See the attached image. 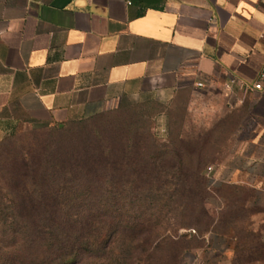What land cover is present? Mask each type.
<instances>
[{"label":"crops","instance_id":"obj_1","mask_svg":"<svg viewBox=\"0 0 264 264\" xmlns=\"http://www.w3.org/2000/svg\"><path fill=\"white\" fill-rule=\"evenodd\" d=\"M263 67L264 0H0V143L193 92L247 112V147L214 175L264 208V88L252 91ZM230 77L239 85L227 91ZM259 227L264 241V217Z\"/></svg>","mask_w":264,"mask_h":264},{"label":"trees","instance_id":"obj_2","mask_svg":"<svg viewBox=\"0 0 264 264\" xmlns=\"http://www.w3.org/2000/svg\"><path fill=\"white\" fill-rule=\"evenodd\" d=\"M97 117L31 130L61 132ZM17 133L0 143V264H178L184 249L169 230L180 229L207 244L210 234L234 227L236 249H245L229 200L244 187L211 191L204 159L196 169L187 166L184 155L194 152L182 137L178 146L130 129L106 148L50 157L14 151ZM202 149L196 145V154ZM212 196L230 210L225 220L211 217L206 203ZM252 236L264 249L262 235ZM166 248L173 251L164 258Z\"/></svg>","mask_w":264,"mask_h":264},{"label":"rangeland","instance_id":"obj_3","mask_svg":"<svg viewBox=\"0 0 264 264\" xmlns=\"http://www.w3.org/2000/svg\"><path fill=\"white\" fill-rule=\"evenodd\" d=\"M253 127L247 112L240 109L231 111L220 104H214L208 97L184 92L166 102L152 99L117 106L93 120L68 126L61 132H37L30 128H21L10 142L16 152L31 150L32 155L52 157L84 148L90 152L106 148L107 145L120 142L124 133L130 129L144 135V138L148 134L154 135L160 143L175 140L178 146H181L179 138L182 137L184 146H190L194 152L185 153L187 166L196 169L202 157L205 162L203 170L205 177L207 167L220 165L231 154L244 151L247 139L253 134ZM196 145L204 148L198 155ZM149 152L153 153V148ZM241 187L244 189L233 191L229 200L230 203L236 204V208L231 212L237 217L236 226L245 240V249L239 248L237 251L234 227H227L230 229L223 236L230 234L231 239L226 238L220 242L221 249L199 243L189 230L180 229L178 233L169 230L178 240L176 245L178 250L184 249L178 264H264V249L261 247L259 249L257 241L252 236L257 233L261 235L262 228L259 227V222L264 217V208L257 204V196L252 188L246 185ZM206 206L215 221L225 220L230 211L222 197H209ZM248 223L251 224L249 227ZM212 235L214 234L209 236ZM172 251L169 248L164 249L162 253L164 258L171 255Z\"/></svg>","mask_w":264,"mask_h":264},{"label":"built area","instance_id":"obj_4","mask_svg":"<svg viewBox=\"0 0 264 264\" xmlns=\"http://www.w3.org/2000/svg\"><path fill=\"white\" fill-rule=\"evenodd\" d=\"M263 83H264V67L260 71V80L252 86V91H255V92L263 91V88H264ZM236 85H239L238 80L235 77H230L228 82L225 84V89L227 91H232V88ZM195 86L198 89H205L207 87V82L200 81L196 83ZM215 170H216V166L214 165L207 167L205 170V178L207 180L208 188L211 191H214L220 188V186L224 184L232 183V180L228 178L227 179L215 178V175H214Z\"/></svg>","mask_w":264,"mask_h":264}]
</instances>
